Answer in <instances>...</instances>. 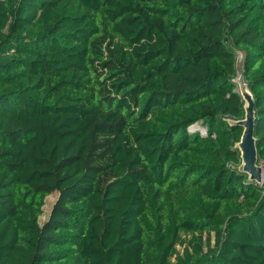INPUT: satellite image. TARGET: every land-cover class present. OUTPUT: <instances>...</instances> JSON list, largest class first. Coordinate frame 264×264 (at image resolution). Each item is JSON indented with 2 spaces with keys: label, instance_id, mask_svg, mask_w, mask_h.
<instances>
[{
  "label": "trees",
  "instance_id": "1",
  "mask_svg": "<svg viewBox=\"0 0 264 264\" xmlns=\"http://www.w3.org/2000/svg\"><path fill=\"white\" fill-rule=\"evenodd\" d=\"M237 51L264 167V0H0V264H264Z\"/></svg>",
  "mask_w": 264,
  "mask_h": 264
},
{
  "label": "water",
  "instance_id": "2",
  "mask_svg": "<svg viewBox=\"0 0 264 264\" xmlns=\"http://www.w3.org/2000/svg\"><path fill=\"white\" fill-rule=\"evenodd\" d=\"M241 95L245 101V116L243 119L234 122V124L243 127L240 141L237 142L242 159L240 170L248 174L251 181L262 183L264 181V167L258 159L257 138L255 136L256 112L254 98L248 88H242Z\"/></svg>",
  "mask_w": 264,
  "mask_h": 264
},
{
  "label": "rangeland",
  "instance_id": "3",
  "mask_svg": "<svg viewBox=\"0 0 264 264\" xmlns=\"http://www.w3.org/2000/svg\"><path fill=\"white\" fill-rule=\"evenodd\" d=\"M243 59H244V53L242 51H237V69H236L237 73H236V76L233 78V81L236 84L235 90L240 94H241L242 88H248L247 83L243 76V70H244L243 69ZM227 120L229 123H234L235 121H237L233 117L227 118ZM188 130L191 133H194L197 131L204 133L207 131V125L205 122L200 121V122H197L191 125ZM235 146L237 147V144ZM240 168H241V165L238 167V169ZM57 197H58V192H53L51 195L47 197V201L44 206V213L40 218L41 223L45 222L46 219L48 218L51 207L53 203L55 202V200L57 199Z\"/></svg>",
  "mask_w": 264,
  "mask_h": 264
},
{
  "label": "bare ground",
  "instance_id": "4",
  "mask_svg": "<svg viewBox=\"0 0 264 264\" xmlns=\"http://www.w3.org/2000/svg\"><path fill=\"white\" fill-rule=\"evenodd\" d=\"M237 144V143H236Z\"/></svg>",
  "mask_w": 264,
  "mask_h": 264
}]
</instances>
